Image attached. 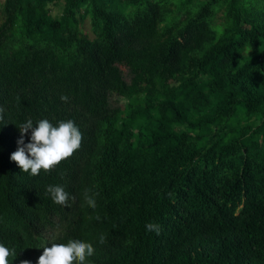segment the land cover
I'll return each instance as SVG.
<instances>
[{"label": "trees", "instance_id": "obj_1", "mask_svg": "<svg viewBox=\"0 0 264 264\" xmlns=\"http://www.w3.org/2000/svg\"><path fill=\"white\" fill-rule=\"evenodd\" d=\"M0 16V264H264V0Z\"/></svg>", "mask_w": 264, "mask_h": 264}, {"label": "rangeland", "instance_id": "obj_2", "mask_svg": "<svg viewBox=\"0 0 264 264\" xmlns=\"http://www.w3.org/2000/svg\"><path fill=\"white\" fill-rule=\"evenodd\" d=\"M3 0H0V4L2 3ZM51 14L53 17H58L61 14V4H57L55 6L51 7ZM0 21H1V16H0ZM90 20L89 17H85L84 21L81 22V24L79 25V28L85 32V33H90L91 35V27H90ZM64 36H67V32L64 33ZM124 73V77L126 80H128V74L125 70H123ZM241 206H239L236 210L238 211L240 209ZM45 235V239L46 240H51L52 237L49 236V232L44 233Z\"/></svg>", "mask_w": 264, "mask_h": 264}]
</instances>
